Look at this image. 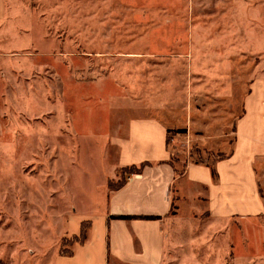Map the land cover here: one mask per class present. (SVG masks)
<instances>
[{"label":"rangeland","instance_id":"rangeland-1","mask_svg":"<svg viewBox=\"0 0 264 264\" xmlns=\"http://www.w3.org/2000/svg\"><path fill=\"white\" fill-rule=\"evenodd\" d=\"M5 4L0 264L64 263L67 216L123 181L131 118L171 122L180 173L228 156L244 97L255 83L264 94V0ZM255 176L264 201V158ZM165 230L164 264H264V214L224 222L202 212Z\"/></svg>","mask_w":264,"mask_h":264},{"label":"crops","instance_id":"crops-1","mask_svg":"<svg viewBox=\"0 0 264 264\" xmlns=\"http://www.w3.org/2000/svg\"><path fill=\"white\" fill-rule=\"evenodd\" d=\"M6 20L5 0H0V28ZM254 88V89H253ZM170 121L131 118L127 136L119 143L120 169L147 163L141 173L110 190L91 211L67 216L64 238L79 236L88 224L82 244L62 264H164L168 220L207 213L212 219H249L264 214L255 176L264 158V94L255 83L242 101L234 126L233 151L214 166L188 163L177 172L168 149ZM54 262V263H55Z\"/></svg>","mask_w":264,"mask_h":264},{"label":"trees","instance_id":"trees-1","mask_svg":"<svg viewBox=\"0 0 264 264\" xmlns=\"http://www.w3.org/2000/svg\"><path fill=\"white\" fill-rule=\"evenodd\" d=\"M167 144H168V140H167ZM148 166L147 163H141L140 165H132L130 167H126L121 169V171L123 172L124 178L122 183H120L117 187L113 188L112 190H116L120 187H122L125 182L127 181V178L132 176V175H138L141 173L142 169ZM88 229V224L87 223H82V227H81V231L79 236L73 237V238H64L62 240L61 243V250H60V255L61 257L64 256H70L71 255V251L68 249V247H72L75 244H82L85 240L86 237V230Z\"/></svg>","mask_w":264,"mask_h":264}]
</instances>
